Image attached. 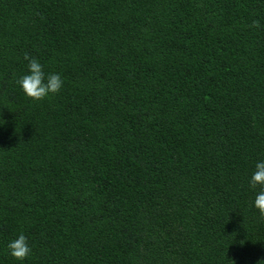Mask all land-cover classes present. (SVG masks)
Returning a JSON list of instances; mask_svg holds the SVG:
<instances>
[{"label": "trees", "instance_id": "1", "mask_svg": "<svg viewBox=\"0 0 264 264\" xmlns=\"http://www.w3.org/2000/svg\"><path fill=\"white\" fill-rule=\"evenodd\" d=\"M259 161L264 0H0V264H257Z\"/></svg>", "mask_w": 264, "mask_h": 264}, {"label": "clouds", "instance_id": "2", "mask_svg": "<svg viewBox=\"0 0 264 264\" xmlns=\"http://www.w3.org/2000/svg\"><path fill=\"white\" fill-rule=\"evenodd\" d=\"M252 27L259 28L260 22L253 20ZM24 59L28 61V73L20 76L16 83L21 87L26 96L33 100H43L50 93H58L63 80L59 73H50L45 78L43 66L35 57L28 53L24 54ZM250 187L253 189L260 187V191L254 199V207L259 211L260 218L264 220V161H259L255 165V171L249 180ZM7 248L12 257L17 260H24L31 252L27 237L20 233L17 238L11 240ZM257 264H264V259L259 260Z\"/></svg>", "mask_w": 264, "mask_h": 264}]
</instances>
